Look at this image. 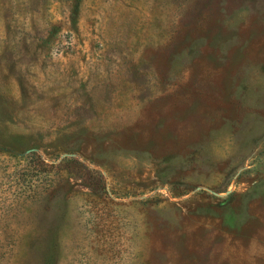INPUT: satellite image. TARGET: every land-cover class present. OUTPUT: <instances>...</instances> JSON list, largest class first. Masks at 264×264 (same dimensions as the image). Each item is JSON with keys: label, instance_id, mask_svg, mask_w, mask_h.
<instances>
[{"label": "rangeland", "instance_id": "374dc122", "mask_svg": "<svg viewBox=\"0 0 264 264\" xmlns=\"http://www.w3.org/2000/svg\"><path fill=\"white\" fill-rule=\"evenodd\" d=\"M0 264H264V0H0Z\"/></svg>", "mask_w": 264, "mask_h": 264}]
</instances>
